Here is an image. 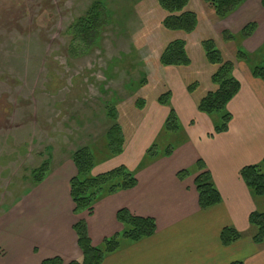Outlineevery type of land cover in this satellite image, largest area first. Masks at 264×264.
<instances>
[{
	"label": "rangeland",
	"instance_id": "obj_1",
	"mask_svg": "<svg viewBox=\"0 0 264 264\" xmlns=\"http://www.w3.org/2000/svg\"><path fill=\"white\" fill-rule=\"evenodd\" d=\"M95 1L108 5L111 18L101 46L75 58L69 54V29ZM192 8L201 23L188 38L193 67L181 73L158 62L164 46L181 35L163 30L157 0H0V221L17 219L29 201L32 170L49 162L59 172L77 150L102 148L113 125L108 105L124 112L121 119L138 149L155 143L161 156L184 142L183 127L163 132L169 108L157 100L179 75L188 85L199 83L195 100L213 89L201 41L215 38L223 50L220 34L230 24L228 18L213 22L201 0H192ZM142 97L149 103L144 114L130 112ZM108 161L109 166L120 160ZM98 166L95 175L106 172Z\"/></svg>",
	"mask_w": 264,
	"mask_h": 264
},
{
	"label": "crops",
	"instance_id": "obj_2",
	"mask_svg": "<svg viewBox=\"0 0 264 264\" xmlns=\"http://www.w3.org/2000/svg\"><path fill=\"white\" fill-rule=\"evenodd\" d=\"M261 1L248 0L228 18L226 29L234 35L250 23L257 24L255 33L241 43L250 54L264 45ZM228 45L223 44V48L228 49ZM231 50H227L229 57L233 56ZM234 75L241 89L227 107L233 118L227 132L214 136L213 121L198 111L201 98L193 99L182 75L173 80L169 89L185 130L184 142L171 157L146 163L147 146L139 145L138 149L135 137L130 139L127 134L125 152L116 158L120 161L109 166V161L104 162L100 169L103 172L124 165L136 173L138 185L101 200L92 216L74 214L70 181L77 170L73 162H66L59 172L50 169L47 179L18 209L17 219L9 215L8 220L0 221V239L4 242L0 243V264H41L55 257L65 264L79 260L82 253L73 229L78 219L87 221L93 245L100 246L123 230L117 219L121 209L153 218L157 232L139 243L124 242L103 264H264V243L255 244L249 224L250 215L264 206V199H256L240 175L245 167L264 161V82L254 78L244 62L236 64ZM165 120L162 111L160 121ZM198 161L204 162L222 197L221 204L207 210L199 206L195 176L186 181L177 176ZM227 227L242 234L229 247L221 243V233Z\"/></svg>",
	"mask_w": 264,
	"mask_h": 264
},
{
	"label": "trees",
	"instance_id": "obj_3",
	"mask_svg": "<svg viewBox=\"0 0 264 264\" xmlns=\"http://www.w3.org/2000/svg\"><path fill=\"white\" fill-rule=\"evenodd\" d=\"M207 16L213 22H222L237 12L248 0H201ZM264 9V0L261 1ZM159 10L164 14L161 22L166 32L181 35L168 42L159 57V64L163 68H177L182 71L193 67V60L189 51L188 38L195 34L200 26L201 17L192 8V0H157ZM111 18V11L103 1H95L86 13L76 19L71 25L69 54L77 57L86 56L101 46L103 32ZM257 30L256 23L247 25L239 35L228 30L221 33L223 44L232 48V57L226 55L227 48L218 45L215 38H204L201 47L205 58L213 69L211 84L213 89L208 91L197 104L198 111L211 118L214 124V135L227 132L232 121V114L228 111L229 103L238 95L241 89L239 80L234 71L238 62L248 64L254 78L264 82V45L255 54L245 51L241 43L251 37ZM233 44V45H232ZM199 87L195 82L187 86L190 94ZM172 92L167 89L159 96L157 102L169 108V114L163 126V132L179 133L182 130L180 119L172 107ZM148 100L139 98L129 106L130 112L143 113ZM107 117L113 123L105 134V143L102 148L87 146L77 150L72 155V162L77 175L70 181V196L74 203V214L80 217L83 214L92 216L95 206L104 198L115 194L130 191L137 187L138 180L135 172L124 165L95 175L97 166L107 160L117 158L125 152L127 144L126 124L122 119L124 112L112 104L107 107ZM122 118V119H121ZM122 121V122H120ZM157 144H152L145 155V161H156L169 158L177 147H169L163 155H158ZM51 164L44 162L40 167L31 171L34 187L40 186L49 176ZM243 182L247 185L256 199H264V161L257 165L245 167L240 172ZM178 179L186 181L195 176V188L199 197V206L202 210L215 207L222 202L213 177L203 161H198L191 169L178 173ZM117 219L122 225L121 233L107 238L100 246H94L89 235L88 224L85 219H78L73 229L77 234L78 246L82 256L79 260L68 264H103L107 256L119 251L124 242L139 243L153 237L157 232V223L153 218L133 215L127 209H121ZM252 238L255 244L264 243V206L254 211L249 218ZM242 234L234 228L227 227L221 233V243L229 247L239 241ZM41 264H65L59 257L44 260ZM233 264H243L237 262Z\"/></svg>",
	"mask_w": 264,
	"mask_h": 264
}]
</instances>
